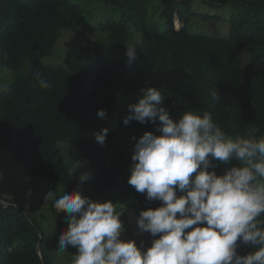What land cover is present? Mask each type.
I'll use <instances>...</instances> for the list:
<instances>
[{
	"label": "trees",
	"instance_id": "1",
	"mask_svg": "<svg viewBox=\"0 0 264 264\" xmlns=\"http://www.w3.org/2000/svg\"><path fill=\"white\" fill-rule=\"evenodd\" d=\"M109 1L121 9L118 18L99 23L109 42L86 36L66 54V65H54L43 59L55 54L63 30L80 32L86 21L81 6L73 0H0V66L17 72L25 62L33 65L0 94V149L11 151L26 174L68 191L77 182L59 143H74L90 164L93 194L126 205L138 217L161 203L147 201L128 184L135 139L157 132L150 122L123 123L142 89H160L174 120L185 110L207 111L231 138L252 129L264 138V21L254 19L264 0H250L247 13L233 14L225 38L188 32L194 0H162L164 31L141 34L150 0ZM175 14L184 22L180 29L173 25ZM137 33L138 58L129 66L126 45ZM37 72L50 88L39 86ZM98 109H106V119L97 116ZM105 127L101 146L95 133ZM1 199L0 264H54L32 215L15 200L2 199L6 205ZM237 251L245 255L252 247L238 242Z\"/></svg>",
	"mask_w": 264,
	"mask_h": 264
},
{
	"label": "clouds",
	"instance_id": "2",
	"mask_svg": "<svg viewBox=\"0 0 264 264\" xmlns=\"http://www.w3.org/2000/svg\"><path fill=\"white\" fill-rule=\"evenodd\" d=\"M139 43L126 45L129 66L138 58ZM35 75L41 88L51 87ZM164 98L158 88L142 89L123 119L126 126L150 122L158 132L135 139L128 178L147 201L161 202L136 219L141 232L153 238L150 245L122 238L124 208L112 200H93L79 189L60 196L50 190L44 200L66 214L68 225L58 237V251L76 248L72 264H264V138H256L258 129L231 138L207 111L185 110L174 120ZM97 116L106 119V109H98ZM108 131L95 133L101 146ZM221 164L230 166L218 174ZM90 178L84 173L79 179ZM238 242L252 251L241 255Z\"/></svg>",
	"mask_w": 264,
	"mask_h": 264
},
{
	"label": "rangeland",
	"instance_id": "3",
	"mask_svg": "<svg viewBox=\"0 0 264 264\" xmlns=\"http://www.w3.org/2000/svg\"><path fill=\"white\" fill-rule=\"evenodd\" d=\"M81 6L85 15V24L80 27V32L66 29L62 31L55 54L43 59L46 64L66 65L65 56L74 51L86 41V36L99 40L103 43L109 42V35L100 30L99 23L103 20L118 18L121 9L109 0H73ZM250 0H194L189 12L187 30L190 33L206 34L209 36L225 38L229 35V19L233 14L247 13L252 4ZM148 18L141 33H161L166 27V20L162 17V0H150ZM218 15V18L206 19L194 13ZM258 22L264 21V2L260 8L259 15L254 17ZM173 25L182 28L184 22H180L174 15ZM139 34H134L132 43L136 42ZM31 62H25L17 72L3 69L0 66V94L9 86L17 76L31 71ZM248 135V134H246ZM64 155L66 165L74 174L76 179L75 189H79L85 196L93 200H106L98 198L93 194L92 170L88 161L82 157V151L74 143H59ZM84 173L90 174L91 178L80 182V176ZM74 189V190H75ZM50 190L57 192V196L63 195L67 190L61 185L32 177L24 171L23 167L16 161L14 154L9 150L0 149V197L2 199L15 200L26 213L32 215L37 226L44 234V245L47 253L51 256L54 264H72L76 248L69 246L67 251H58L57 241L60 233L67 228V219L64 212L57 213L51 201H45L44 197ZM29 192L31 193L29 195ZM117 203V202H114ZM118 204V208H124L121 220L125 226L122 238L135 239L138 246L146 247L151 243V235L141 232L137 226V217L126 205Z\"/></svg>",
	"mask_w": 264,
	"mask_h": 264
},
{
	"label": "water",
	"instance_id": "4",
	"mask_svg": "<svg viewBox=\"0 0 264 264\" xmlns=\"http://www.w3.org/2000/svg\"><path fill=\"white\" fill-rule=\"evenodd\" d=\"M1 202H3L4 204H6V205H9L6 201H4V200H2L1 199ZM41 242H42V239L39 241V243H38V250H39V252L41 253Z\"/></svg>",
	"mask_w": 264,
	"mask_h": 264
},
{
	"label": "crops",
	"instance_id": "5",
	"mask_svg": "<svg viewBox=\"0 0 264 264\" xmlns=\"http://www.w3.org/2000/svg\"><path fill=\"white\" fill-rule=\"evenodd\" d=\"M178 16V15H177Z\"/></svg>",
	"mask_w": 264,
	"mask_h": 264
}]
</instances>
